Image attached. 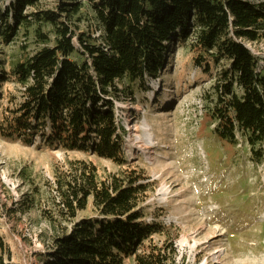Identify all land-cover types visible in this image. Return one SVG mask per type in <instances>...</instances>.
Listing matches in <instances>:
<instances>
[{"label": "trees", "instance_id": "trees-1", "mask_svg": "<svg viewBox=\"0 0 264 264\" xmlns=\"http://www.w3.org/2000/svg\"><path fill=\"white\" fill-rule=\"evenodd\" d=\"M38 1L13 0L0 9L1 45L33 29L42 46L7 72L0 61V87L18 89V95L0 92L1 139L124 167L126 132L116 103L158 80L181 48L196 79L211 81L202 110L213 137L231 147L244 142L252 161L263 163L264 67L246 44L264 42V0H85L98 38L76 32L84 0H58L52 10L26 14ZM72 165L53 184L69 227L58 228V212L40 207L53 231L47 251L38 253L42 264H175L172 244L153 242L166 228L144 220L154 188L140 170L100 179L92 163ZM19 177L35 190L14 205L26 215L40 202V189L29 173ZM89 207L92 215L78 219ZM4 257L9 253L0 239V264Z\"/></svg>", "mask_w": 264, "mask_h": 264}, {"label": "rangeland", "instance_id": "rangeland-1", "mask_svg": "<svg viewBox=\"0 0 264 264\" xmlns=\"http://www.w3.org/2000/svg\"><path fill=\"white\" fill-rule=\"evenodd\" d=\"M57 2L39 0L25 13L52 10ZM10 3L13 0H1L0 9ZM83 3L84 21L76 32L88 31L98 38L87 1ZM246 47L264 67V42L247 43ZM41 48L35 43L33 29L29 35L21 30L12 43L0 44L4 72ZM186 57L183 49L176 48L159 79L147 81V91L137 88L132 99L122 97L116 103L117 123L126 132L122 150L128 164L124 167L94 155L24 147L0 138V239L9 253L4 264H42L38 253L47 251L53 231L40 211L58 212L54 217L58 228L69 227L57 207L54 177L80 161L92 163L100 179L131 168L144 174L154 188L143 205L144 220L166 228L153 242L172 244L175 264H264V161L254 163L244 142L231 147L213 137V126L202 110L211 81L196 79ZM0 92L2 96L18 95L11 83L2 85ZM4 104L1 102L2 108ZM144 123L150 143L142 131ZM21 172L29 173L40 189V202L26 215L14 205L24 194L35 195V190L20 179ZM91 215L89 207L77 218Z\"/></svg>", "mask_w": 264, "mask_h": 264}, {"label": "bare ground", "instance_id": "bare-ground-1", "mask_svg": "<svg viewBox=\"0 0 264 264\" xmlns=\"http://www.w3.org/2000/svg\"><path fill=\"white\" fill-rule=\"evenodd\" d=\"M142 131H144V137L146 138V141H148V143L151 142V139H150V134L148 133V127L146 125V123H144V126L142 128ZM146 150H148L149 148L148 147H145ZM215 252H217L216 254H218V250H216Z\"/></svg>", "mask_w": 264, "mask_h": 264}]
</instances>
